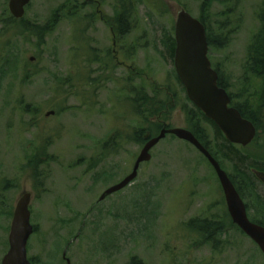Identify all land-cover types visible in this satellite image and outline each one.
Wrapping results in <instances>:
<instances>
[{
	"label": "rangeland",
	"instance_id": "1",
	"mask_svg": "<svg viewBox=\"0 0 264 264\" xmlns=\"http://www.w3.org/2000/svg\"><path fill=\"white\" fill-rule=\"evenodd\" d=\"M204 1L135 0L134 22L121 35L115 18L122 0H31L20 19L0 0V263L16 204L30 192L37 230L28 249L37 264H66L65 248L72 264H264V253L228 217L210 162L173 134L151 150L131 185L99 201L131 173L145 144L135 139L139 128H189L182 106L192 101L167 42L178 12L198 18ZM234 3L212 0L204 11L215 34ZM263 6L239 0L229 13L236 26L228 44L210 52L231 94L261 87L245 62ZM47 24L41 38L24 27ZM139 91L167 97L168 112L148 120L138 114L132 97ZM202 125L213 138V127ZM259 133L247 151L264 161V127ZM232 166L224 161L228 173ZM256 193L264 198L263 182ZM193 219L225 220L224 233L210 241L189 227Z\"/></svg>",
	"mask_w": 264,
	"mask_h": 264
},
{
	"label": "water",
	"instance_id": "2",
	"mask_svg": "<svg viewBox=\"0 0 264 264\" xmlns=\"http://www.w3.org/2000/svg\"><path fill=\"white\" fill-rule=\"evenodd\" d=\"M30 1L9 0L11 14L16 18H22ZM175 39V67L189 99L201 109L207 118L215 122L229 142L244 147L249 145L255 139L258 129L250 119L244 117L231 104L227 89L219 85V73L212 66L209 57V42L205 25L188 10L182 8L176 17ZM33 59L34 57H31V60ZM54 113L55 111L51 110L47 112V116ZM167 134H174L188 141L208 159L219 178L233 223L264 253V225L250 218L246 202L228 172L194 133L186 128L164 127L157 136L148 139L131 173L110 186L101 195L100 200L131 185L138 177L141 164L152 159L151 150ZM256 174L264 181V171H256ZM31 199L32 194L24 192L16 204L9 233L10 248L2 264H32L28 258V243L34 232V225L31 221ZM68 263L71 264L70 260Z\"/></svg>",
	"mask_w": 264,
	"mask_h": 264
},
{
	"label": "trees",
	"instance_id": "3",
	"mask_svg": "<svg viewBox=\"0 0 264 264\" xmlns=\"http://www.w3.org/2000/svg\"><path fill=\"white\" fill-rule=\"evenodd\" d=\"M238 1L239 0H235V3L227 8L228 14L226 13L222 19H218L216 21L217 34H215L212 30L213 28L211 26V23L207 21L206 15L204 13V11L209 8L212 0L204 1L202 5L203 12L198 18L202 21L207 30V37L210 47L209 56L212 49H220L228 44L231 38V30L234 29L236 26V22L234 24V20L232 17H230L229 13L235 11ZM121 5L122 9L116 16L115 23L117 25V32L123 35L126 34L132 27V23L134 22L136 4L135 0H122ZM11 19L15 20V18L13 17H11ZM259 20L261 26L252 37L251 43L248 46L247 57L245 62L246 74L252 77H258L262 80L261 87L258 90L254 91L253 93H249V91H247L248 93L246 92V96L245 93H242L244 92V90L239 94H231L229 92L228 85L224 81L219 68H216V66H214V64L212 63L213 67L219 73V85L226 88L230 94L231 104L236 107L244 117L250 119L258 129V134L252 144L256 140H258L260 136V129L264 127V6L259 13ZM3 21L5 24L7 23L6 19ZM8 22L9 23L7 24L9 25L11 23L9 19ZM24 27L27 31H31L33 35L40 38L44 34H46L50 29L49 24L44 26L33 25L32 27H30L29 25H25ZM4 43L0 45V49H2V51L5 49V47L3 46ZM167 43L169 53L172 59H174L176 50L175 35H170L168 37ZM9 58L10 55H8V58H6L5 61H9ZM2 72L5 74V69H3ZM176 76L178 81L185 89L179 76L177 74ZM242 96H244L242 100L236 101V98H241ZM167 100V97L159 98L158 100L157 95H149L145 91H139L135 93V95L132 97V101L134 102L136 111L138 112V114L147 115V120L149 115L151 116L153 114L159 113L166 114L168 112L166 111L168 108ZM182 109L187 115V120L189 123L188 129L192 131L194 135L219 160L222 167L224 165V161L226 160L233 163V169L232 172L229 173V175L244 200H247L246 205L250 218L257 223L264 225V198L262 197V194H254V188H256V183L258 181L263 182L255 171H264V163H262L264 161L261 160L255 154L249 153L247 151V146L243 147L229 142L225 138L224 134L219 129V127L215 124V122L207 118L205 114L201 111V109H199L194 103H192L191 107H188L187 104H184L182 106ZM26 110H28L27 112H30L28 107L26 108ZM202 121H205L213 127L215 134L213 138L208 136V133L205 131V128L202 125ZM164 127L170 128V126L166 125L165 122H162L157 125V132L149 127H141L137 130V135L135 139L137 142L146 143L148 139L157 136ZM147 130L151 131L146 136ZM250 200L251 204H249ZM252 200L256 202L258 215L256 214L253 216L250 212L253 208ZM227 215L228 217H230L229 213H227ZM188 224L192 230L203 234L210 241H214L215 237L217 235H222L224 233L223 231L225 230V220L216 221L211 219H203L201 221H198V219H193L190 220ZM233 225L235 224L233 223ZM36 230L37 228L35 226V231Z\"/></svg>",
	"mask_w": 264,
	"mask_h": 264
},
{
	"label": "flooded vegetation",
	"instance_id": "4",
	"mask_svg": "<svg viewBox=\"0 0 264 264\" xmlns=\"http://www.w3.org/2000/svg\"><path fill=\"white\" fill-rule=\"evenodd\" d=\"M108 149H109V147H108ZM108 152V151H107ZM105 156H106V153L104 154V156L102 157V156H100V159H101V161H103L104 159H105ZM107 190V189H106ZM105 190V191H106ZM104 191V192H105ZM103 192V193H104ZM107 198V197H106ZM105 198V199H106ZM104 200V199H103ZM99 201H102V200H100L99 199ZM34 225V224H33ZM10 233V232H9ZM35 233V226H34V232H33V234ZM32 234V235H33ZM9 248H10V244H9V237H8V244H7V247H6V251H5V253H4V255H3V257H2V259H1V263L0 264H2V262H3V258H4V256L7 254V252L9 251ZM62 257H63V260H64V262L66 263V264H69L68 263V260H70V263L72 264V261H71V259L69 258V257H67V248H65L64 250H63V253H62ZM28 258H29V260L31 261V263L32 264H37L38 263V261L34 258V257H32V256H30L29 255V249H28Z\"/></svg>",
	"mask_w": 264,
	"mask_h": 264
}]
</instances>
